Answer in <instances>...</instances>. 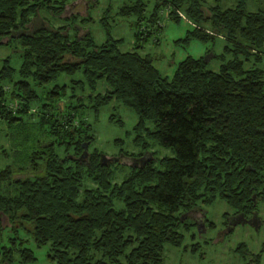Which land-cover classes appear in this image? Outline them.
Listing matches in <instances>:
<instances>
[{
	"label": "trees",
	"instance_id": "16d2710c",
	"mask_svg": "<svg viewBox=\"0 0 264 264\" xmlns=\"http://www.w3.org/2000/svg\"><path fill=\"white\" fill-rule=\"evenodd\" d=\"M73 1L0 0V44L15 38L21 46L17 75L9 56L0 65V118L16 124L37 110L30 123L48 139L29 151L23 139L21 164L0 167V261L36 259L28 238L19 235L22 228L37 246L49 244L55 264H163L164 244H182L181 230L197 223L191 212L200 202L220 198L245 216L264 202V7L247 9V0L228 6L220 0H155L146 14L143 0L123 3L117 13L134 15L137 28L134 47L121 50L107 14L100 18L105 30L100 42L88 29L76 28L78 17L86 22L91 16L88 9L67 15ZM161 6L168 7L170 19L179 20L181 11L191 21L180 39H225L213 55L220 61L216 69L204 55L187 54L168 76L150 54L139 52V40L162 17ZM42 10L65 22L53 25ZM62 73L80 74L71 83L87 89L82 96L96 108L113 98L130 107L137 115L134 127L173 154L150 151L134 158L115 180L114 164L120 161L106 162L102 151L89 147L91 124L77 115L78 104L67 101V82L38 91ZM135 139L149 147L142 135ZM85 143L87 154L81 156ZM23 170L30 173L15 176ZM4 230L9 234L1 236ZM197 246L193 242L191 249ZM245 246L240 242L236 248L245 255ZM263 252L264 244L251 264H260Z\"/></svg>",
	"mask_w": 264,
	"mask_h": 264
},
{
	"label": "rangeland",
	"instance_id": "374dc122",
	"mask_svg": "<svg viewBox=\"0 0 264 264\" xmlns=\"http://www.w3.org/2000/svg\"><path fill=\"white\" fill-rule=\"evenodd\" d=\"M87 1L89 3L92 2L91 7L87 5ZM133 1L74 0L70 4L71 8L68 9L70 11H67L66 14H72L71 10H76L81 13L88 9L87 14L91 16V19L82 22L79 21L80 17H78L76 23H79L76 28L79 29L81 26L83 29H88L97 42L105 39V30L100 18L107 14L112 36L121 38L122 40L118 46L121 50H127L132 49L135 43L136 35L134 32L137 28L134 23L135 16H124L118 14L117 10L123 3ZM143 1L145 2V13L148 14L155 0ZM207 1L212 2V0ZM234 1L220 0V3L222 6H228L232 5ZM261 7H264V0H247L246 2L247 9L255 10ZM168 10L167 6H161L160 11L162 17L156 23L157 27L155 30L152 29L146 39L139 40V43L142 45L137 47L139 52L150 54L153 57L154 65L163 74L168 76L172 75L177 62L187 54L193 56L204 55L209 59V67L216 69L220 61L213 55L222 50L226 42L225 39L218 37L214 42H202L199 39H191L186 42L180 39L185 35L186 30L192 26V23L186 16L182 15L179 20L170 19L166 14ZM41 15L53 25L65 22L62 18L50 15L44 10L41 11ZM42 23L46 24L45 21H42ZM67 24V31L72 36L74 34L73 27L70 26L69 21ZM140 28H144V23ZM81 33H83V30ZM157 39L159 40L157 41ZM6 56H9L11 65L16 69L14 75H17L16 71L21 62V46L15 38H12L6 44H0V65L2 59ZM79 76L80 74L78 73L74 75L62 73L56 80L40 86L38 91L41 93L44 89L50 88L54 82H67L65 96L67 101L78 104L77 115L83 116L91 124L94 139L89 147L92 148L94 146L102 151L101 153L105 154L104 158L106 162L120 161L114 164L116 167L115 180H121L129 168L127 164L132 163V159L134 158L148 157L150 151H154L156 156L173 154L171 148L155 142L144 130H137L134 127L137 121L136 113L119 100L113 98L109 102L96 108L92 101L86 96H82L87 89L82 92L80 87H73L74 83H71L70 78ZM4 87L8 89L9 84H6ZM104 88V83L98 81L97 90L103 91ZM71 93L74 95L69 97ZM36 112L37 110L31 116L24 115L23 121L17 120L16 124H11L0 118V167L14 165V162L18 165L21 164L25 156V145L29 151L32 149L31 147L37 146L38 142L48 140L44 132L38 134L37 127L30 123L31 120H36ZM110 117H113V119H110ZM117 118L121 122L117 121ZM146 124L148 126L153 125L152 121H147ZM138 134L143 136V140L149 142V147L145 148L143 147V142L136 141L135 137ZM36 135L38 141H34V136ZM23 139H26V142H24L25 145L21 144ZM124 151L127 152L126 157L121 155ZM139 152L142 153L136 154ZM23 164L28 166L29 162H24ZM121 164H125V166L120 167ZM28 173H30L28 170H23V172H19L15 176H24ZM87 183L91 184V181L87 180ZM198 205L191 212V215L196 219L197 223L192 225L191 229L181 230L184 232L182 244L179 246H174L170 243L164 244L165 260L163 264H251L252 261H250V258L252 254L258 252L264 244V202H257L255 209L257 211V222L255 224V221L251 219L252 215L248 217L249 220L247 221H233V216L236 214L233 213V209L223 199L216 198L211 203L200 202ZM207 219L211 220L214 226L208 225ZM230 227L233 228L229 230ZM192 232L195 233L194 237L191 236ZM8 234L9 231L4 230L1 236ZM19 235L28 238L26 244L33 249L36 256L35 260L24 264H55V260L48 257V243L37 246L28 232L22 228L19 230ZM193 242H198L195 251L191 249ZM240 242L246 244L245 249H247V253L245 255L244 249L242 251L240 248H236ZM260 264H264V252L260 259Z\"/></svg>",
	"mask_w": 264,
	"mask_h": 264
},
{
	"label": "water",
	"instance_id": "95a60500",
	"mask_svg": "<svg viewBox=\"0 0 264 264\" xmlns=\"http://www.w3.org/2000/svg\"><path fill=\"white\" fill-rule=\"evenodd\" d=\"M86 146H87V143H85L84 145H83V151H82V153L80 154L81 156L82 155H86L87 153V150H86ZM105 156V154L104 153H101L100 154V159H103V157ZM257 216V211L254 209L253 211H252V218H254V217H256ZM247 220H249V218H246V217H243V219H241L240 221H247ZM255 221V220H254ZM253 221V222H254ZM257 222V220L254 222V224ZM0 264H12V262H9V261H3V262H0Z\"/></svg>",
	"mask_w": 264,
	"mask_h": 264
},
{
	"label": "flooded vegetation",
	"instance_id": "af4514ba",
	"mask_svg": "<svg viewBox=\"0 0 264 264\" xmlns=\"http://www.w3.org/2000/svg\"><path fill=\"white\" fill-rule=\"evenodd\" d=\"M144 157H138L137 158V160L136 161H138V160H140V159H143ZM103 159H105L104 157H103ZM132 159V158H131ZM106 160H107V158H106ZM133 160V159H132ZM134 161V160H133ZM253 211V210H252ZM236 215L235 216H233V221H238V220H241V219H243V217H246V218H248V217H250L251 215H252V212L249 214V215H243V213L242 212H240V213H235ZM236 217V218H235ZM235 218V219H234ZM251 219H253V220H257V218L256 217H254V218H251ZM231 226V225H230ZM0 262H3V261H0ZM13 264V263H12Z\"/></svg>",
	"mask_w": 264,
	"mask_h": 264
},
{
	"label": "built area",
	"instance_id": "2783aa9c",
	"mask_svg": "<svg viewBox=\"0 0 264 264\" xmlns=\"http://www.w3.org/2000/svg\"><path fill=\"white\" fill-rule=\"evenodd\" d=\"M179 14L182 15V16H184L181 11H179ZM8 106L10 108H16L17 107V102L16 101H8Z\"/></svg>",
	"mask_w": 264,
	"mask_h": 264
}]
</instances>
